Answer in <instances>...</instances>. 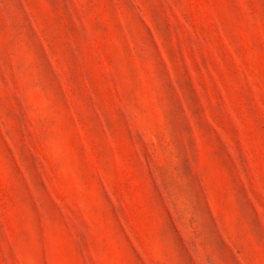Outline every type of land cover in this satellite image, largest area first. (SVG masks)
Here are the masks:
<instances>
[{"label":"rangeland","instance_id":"obj_1","mask_svg":"<svg viewBox=\"0 0 264 264\" xmlns=\"http://www.w3.org/2000/svg\"><path fill=\"white\" fill-rule=\"evenodd\" d=\"M0 264H264V0H0Z\"/></svg>","mask_w":264,"mask_h":264}]
</instances>
